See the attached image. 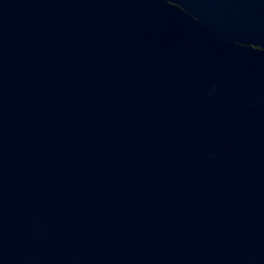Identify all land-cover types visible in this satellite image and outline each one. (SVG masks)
I'll use <instances>...</instances> for the list:
<instances>
[{"label":"water","instance_id":"obj_1","mask_svg":"<svg viewBox=\"0 0 264 264\" xmlns=\"http://www.w3.org/2000/svg\"><path fill=\"white\" fill-rule=\"evenodd\" d=\"M0 264H264V0H0Z\"/></svg>","mask_w":264,"mask_h":264}]
</instances>
